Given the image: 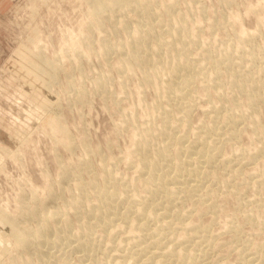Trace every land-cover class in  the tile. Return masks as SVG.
Returning <instances> with one entry per match:
<instances>
[{
	"label": "bare ground",
	"instance_id": "obj_1",
	"mask_svg": "<svg viewBox=\"0 0 264 264\" xmlns=\"http://www.w3.org/2000/svg\"><path fill=\"white\" fill-rule=\"evenodd\" d=\"M86 2L87 19L82 22V24L85 22L82 27L85 26L90 33L93 30L100 31L99 34L104 32L99 42V50L94 52L95 55L105 58L110 52L116 53L119 61L116 69L120 75L121 89L125 88V77L122 72L139 70L144 84H151L158 92L153 105L160 122L156 125L145 122V126H137L130 112L121 115L119 131L123 125L130 124L137 135L133 147L130 145L132 148L127 150L129 157H124L128 159L126 165L132 167L137 183H133L135 180L128 181L131 178L125 180L117 173L113 165L117 167L116 162L121 160L118 158L116 162V158L114 161L110 159V164L102 162L98 176L95 177L94 174V177H91L93 174L90 172L92 170L89 162L90 151L86 140H82L80 143L82 154L78 162L60 166L56 189L68 191L69 194L60 207H48L46 200L32 195L29 201L24 200L25 203L17 198L23 208L22 212H19L21 216L12 217L13 212L8 215L3 207H0V225L3 229L0 236V261L7 257L5 252H10L12 247L15 250L19 248L21 254L12 264H32L33 262L30 263L32 254L36 255V260L42 262H38L39 264H69L68 258L72 253H69L68 257L67 253L72 251L76 252L75 254L78 252L79 264H83L85 260H88V264H217L212 255L215 234L209 231V225L220 219L221 208L215 201L217 197L215 195L233 191L232 182L234 183L241 166L254 163L253 160L261 152L260 144L253 152L238 147L239 152L236 149L234 150L236 152L232 153L239 166L230 169L228 167L231 154L225 156L221 153L222 144L229 139H236L240 132L237 125L242 121L249 123L257 140L264 134L256 106L257 101L264 102V78L260 66L255 71L250 69L253 67L251 63H254L257 57L250 50L253 44L252 33L237 34L235 38L236 46L239 47L237 51L242 48L243 54L250 53L251 56L248 55L249 62L246 68L232 69L230 67L232 63L237 62L233 60L237 51L229 50L230 43L227 42L223 48L215 51L207 45L204 46L205 43H199L197 38L192 36L191 27L186 24L189 16L186 14V17L184 12L180 14L181 11L180 13L177 11L178 14H175L176 10L173 12L177 0L164 3V12L168 14L167 16H164L163 12L162 14L158 12L159 0H86ZM197 22L195 24L194 20L196 27ZM120 31H123L125 38L111 42L108 35L117 36ZM35 38L37 39V36ZM81 38L82 43L79 42L82 46L78 53L82 55L92 53L91 34L88 33ZM150 41L154 44H150ZM194 46L198 48L199 54L191 57L190 50L194 49ZM76 49L78 51V48ZM43 50V45L37 44L36 48L30 51L28 71L33 77L38 78L44 91L46 89L45 92L48 93L45 99L50 102L48 103L50 110L45 113V122L49 124L54 135L61 133L64 147L71 150L76 144L75 139L69 135L66 126L60 121L59 114L55 112L56 108L54 109L53 105L55 106L57 97L54 96L56 93L53 94L50 90L52 81L57 79L55 74L60 67V61L55 58L49 59ZM260 54L264 58V50ZM75 56L77 59L78 55ZM106 58L107 62L109 59ZM221 63L224 64V71L219 68ZM224 72L225 76L222 77L226 78L222 82L219 75ZM196 80L203 89V95L212 88L219 97L221 89H225L226 86L232 91L230 92L233 93V99L244 93L246 106L242 113L235 111L238 110L237 104L232 107L233 110L230 108L231 111L224 108V112L221 106L212 103L207 110L210 119L197 127L199 132L196 133L197 136L187 139L183 133L185 130L180 134L178 129L181 126L186 129L189 122L192 99L195 98L192 83ZM109 81L107 73L97 75L92 80L89 90H74V99L86 100L92 92L97 91L98 95L101 93L100 96L104 99L109 97L115 103L118 97L109 89ZM24 84L33 85L30 81ZM68 85L67 87H72V83ZM162 100L166 103L174 101L180 106L178 110H171L169 105L162 103ZM35 104V107L45 109V101H35ZM219 169L222 173L226 170L228 172L220 177L217 175ZM83 171H86L85 173L89 171L91 179L83 180L81 177ZM263 176L264 168L250 174L248 181L255 186L260 184ZM68 177L71 181L67 179ZM54 188H49V194L46 195L48 200L56 198V194L60 193ZM59 195H63L62 192ZM239 205L241 206V203ZM200 206H205L210 212L209 225L189 221L196 209L199 211L198 216L202 214L204 209L200 210ZM66 208L70 209L74 216L76 213L79 217L77 232L71 229V222L67 218L68 210L64 212ZM250 211H246L247 222H251L254 228L256 226L259 234H264V219L257 223ZM224 223L227 229L225 231L232 233L233 249L239 257L236 264H264L263 242L262 245L253 248L252 239L248 235L241 238V234H238L240 228L237 227L238 224H234L231 217ZM121 228L126 229L127 232L124 233L127 234L122 240L119 237L121 242L113 241L112 238L117 237L115 235L116 233L118 235ZM107 239L111 240V243L105 247L107 243L105 246L103 243ZM102 246L106 250L109 247L108 253L105 254ZM98 249L99 251L101 249L103 255L94 259L93 252Z\"/></svg>",
	"mask_w": 264,
	"mask_h": 264
},
{
	"label": "rangeland",
	"instance_id": "obj_2",
	"mask_svg": "<svg viewBox=\"0 0 264 264\" xmlns=\"http://www.w3.org/2000/svg\"><path fill=\"white\" fill-rule=\"evenodd\" d=\"M168 1L162 0L161 2L159 0L157 2V10L161 14L163 12L164 16L168 14L164 12L163 5L168 3ZM87 6L86 0H0V207H3L2 209L8 215L13 212L11 213L12 217L21 216L19 212L23 210L20 200H17V198L22 199L25 203L24 200L29 201L32 195L46 200L48 207H60L62 205V202L67 199L69 194L68 191L56 189L60 166L78 162V158L82 154L80 147L82 140H86L90 151L89 162L92 170L90 168L91 171H89L93 174L91 177H94V174L95 177L98 176L102 162L105 161V164H110V159L114 161V158H116L115 162L121 159L116 162L118 165L114 163L117 167L113 165L118 171L116 172L120 173L119 175H122L125 180L131 178L128 181L133 182L135 173L132 167L126 165L128 162H126L128 160L126 158L127 156L129 157V151L127 153V150L133 147V141H135L137 135H135L136 131L133 130V126L130 124L123 125L124 128L122 126L119 131L118 127L122 122L121 115L122 113L130 112L132 120L137 126H145V122L154 125L160 122L159 116H156L154 112L153 105V102L157 99L158 92L151 84H144L139 70L122 72L125 77V88L121 89L119 84L120 75L116 69L119 63L116 53L110 52L115 54L111 55L109 53V56H106L109 59L107 62L106 57L102 58L95 55L94 52L99 50V42L104 32L99 34L100 31L95 30L94 32L93 30L90 33L89 29L88 31L85 26L82 27L85 23L82 24V22L87 19V14H85ZM174 7L173 12L176 10L175 14H178L177 11H181V13L179 12L180 14L184 12L185 15L189 16L187 17L186 15V24L191 27L192 36H195L199 43H205L204 46L207 45L214 51L223 48L226 42L227 44L230 43L229 50L237 51L238 46H236L235 42L237 34L239 35L243 32L252 33L251 44H253L250 50L257 57L254 59V63H251L253 67L250 69L255 71L260 66L259 68L263 70L261 75L264 78V61H262L264 58L260 54L264 50V0H177ZM196 17L199 19H196ZM193 19L195 24L198 20V27L194 26ZM210 24L212 25L210 26ZM88 33L91 34L90 40L93 43L91 44L93 47V49L91 48L92 53L79 54V48L82 46L80 45V42L82 43L81 37ZM35 36H37V39ZM115 36L110 34L108 38L111 42L125 38L123 31H120ZM72 41L74 42L72 43ZM74 43H77V45H74ZM149 43L154 44L152 41ZM37 44L43 45V52L45 51L46 57L60 61V67L57 68L55 74L57 79L52 81L53 85L51 84L52 88L50 86V90L53 94L56 93L54 96L57 97V102H55V106H57L53 105V107L54 109L59 107V110L55 109V112L59 114L60 121L66 126L69 135L75 139L76 144L71 150L64 147L61 133L54 135L49 124L45 122V113L50 110V105L48 104L50 102L45 99L48 93L45 92L46 89L44 91L38 78L33 77L32 73L28 71L29 64L27 66V62L30 60L28 56L30 51L36 48ZM72 45L78 48V51ZM194 47V49L190 50L191 57L199 54L198 48ZM242 52V48L237 53L235 52L236 54L233 52L235 56L233 60L237 62L232 63V66H230L232 69L246 68L249 62L248 57L251 54L249 53L250 55L248 54V56ZM237 54L238 56H236ZM75 55H78L77 59L79 61ZM223 65L222 63L219 65L222 71H224ZM250 69L248 70L249 72ZM103 72L109 75V89L112 90L115 97H118L115 103L109 97L104 99L103 96H100L102 95L101 93L98 95L97 91L92 92L86 100L74 99L75 89L89 90L93 83L92 80ZM222 76H225V72L219 75L221 81L224 82L226 77ZM29 81L33 83L32 86L24 84ZM68 83H72L74 89L67 87ZM192 88L195 98L192 99L193 106L189 115V122L186 125V129L183 126L178 129L180 134L185 130L183 133L186 134L187 139L197 136L199 133L197 132V127L202 122L210 119L208 118L210 113L207 110L212 103L221 106L223 109L225 108L226 111L233 110L232 107L235 104L238 105V110H235L237 113H242L245 110L244 93L233 99L232 91L230 90V92L229 87L226 86L225 89H221L219 97L212 88L203 95V89L197 80L192 83ZM65 93L69 94L66 95ZM35 101H45V109L41 110L35 107ZM162 103L169 105L171 110H178L180 106L174 101L166 103L162 100ZM256 104L261 128L264 131V102L259 100ZM237 129L240 132L236 139H229L222 144L223 146L221 145V153L223 155L230 156L231 154L228 168H238L239 166L233 155L236 151L239 152L238 147H244L253 152L260 144V154L253 160L254 163H247L241 166L234 183L232 182V185L234 184L232 186L233 191H230V193L220 192L215 195V197L217 196L216 198L214 197L215 201L221 208L219 217L223 221L218 218L219 220H216L218 222L210 224L211 215L205 206H200L199 208L200 210L204 209L201 215L198 216L197 213L199 211L196 209L193 215L191 214V218H189L192 223L210 224L209 231L211 234H215V245L212 255H214L213 259L214 261L216 259L215 263L217 264H236L239 259L237 252L233 249L232 233L225 231L227 229L224 222L229 217L233 219L234 224H238L237 227L240 228L238 234H241L242 239L246 235L252 239L253 248L262 242L264 244V234H259L256 226L254 228L251 222H247L246 214V211H250L251 208L250 212L253 214V218L257 219H254L257 223L264 219V178L261 179L260 184L255 186L248 181L250 174L259 172V170L264 168V134H262L261 139L259 138L260 140L254 138L251 126L247 121L239 123ZM89 171L87 173H85L86 171L82 172L81 177L83 180L91 179ZM225 172H228V170L222 173L221 169H219L217 175L222 177ZM70 177L67 179L70 180ZM133 183H137V181L135 180ZM51 187H55L54 189L60 192L57 193L58 195L56 194V198H52L54 200L50 198L48 200L46 196L49 194L48 190ZM61 192L63 195H59ZM233 192L235 193L233 194ZM240 199L243 201L239 202ZM16 201L19 203H16ZM240 203L241 206L239 205ZM23 205L22 207H24ZM65 211L69 213V215L66 214L71 222L72 231L77 232V222H80L79 217L75 213L76 218L73 215L74 213L68 208ZM245 214L246 216L243 217ZM123 229L118 230V235L117 233L115 235L118 238H112L113 241L119 240L118 242H121L122 237L127 234L124 233L127 230ZM2 233L3 229L0 225V236ZM110 241L107 239L103 245L105 246L107 243L105 246L107 247L111 243ZM104 246L101 247L102 250ZM101 249L100 251L99 249L95 250L97 255L93 252L94 259L99 255L102 257ZM104 250L105 254L108 253L109 247L108 250L105 248ZM9 251L5 252L7 257H3L0 264H12L15 259L21 256L19 248L15 250L11 247ZM69 253H72L68 258L69 264H79L80 259H77L78 252L77 254H75L76 252L73 253V251L68 252L67 257ZM35 256L32 254L30 263H42L40 260H36L37 257ZM84 262L83 264H86L88 260Z\"/></svg>",
	"mask_w": 264,
	"mask_h": 264
}]
</instances>
